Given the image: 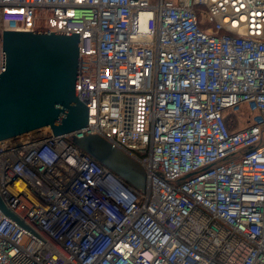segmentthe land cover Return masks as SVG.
<instances>
[{
	"label": "built area",
	"instance_id": "obj_1",
	"mask_svg": "<svg viewBox=\"0 0 264 264\" xmlns=\"http://www.w3.org/2000/svg\"><path fill=\"white\" fill-rule=\"evenodd\" d=\"M6 29L80 35L89 116L0 140V264H264V0H0V73Z\"/></svg>",
	"mask_w": 264,
	"mask_h": 264
},
{
	"label": "water",
	"instance_id": "obj_2",
	"mask_svg": "<svg viewBox=\"0 0 264 264\" xmlns=\"http://www.w3.org/2000/svg\"><path fill=\"white\" fill-rule=\"evenodd\" d=\"M80 35L77 32L10 30L3 33L0 73V140L51 129L75 133L88 123L79 97ZM73 141L137 190L145 191V168L99 134ZM3 212L23 222L0 195Z\"/></svg>",
	"mask_w": 264,
	"mask_h": 264
},
{
	"label": "rangeland",
	"instance_id": "obj_3",
	"mask_svg": "<svg viewBox=\"0 0 264 264\" xmlns=\"http://www.w3.org/2000/svg\"><path fill=\"white\" fill-rule=\"evenodd\" d=\"M258 110H256L254 113H252L251 109H249L247 106H243L241 110L237 112L238 117H240L243 121H252V117L259 116Z\"/></svg>",
	"mask_w": 264,
	"mask_h": 264
},
{
	"label": "trees",
	"instance_id": "obj_4",
	"mask_svg": "<svg viewBox=\"0 0 264 264\" xmlns=\"http://www.w3.org/2000/svg\"><path fill=\"white\" fill-rule=\"evenodd\" d=\"M227 121H228V124H229L230 127L234 126L233 121H232V119L230 117L227 119Z\"/></svg>",
	"mask_w": 264,
	"mask_h": 264
},
{
	"label": "bare ground",
	"instance_id": "obj_5",
	"mask_svg": "<svg viewBox=\"0 0 264 264\" xmlns=\"http://www.w3.org/2000/svg\"><path fill=\"white\" fill-rule=\"evenodd\" d=\"M142 23H143V25H144V23H145V18H142Z\"/></svg>",
	"mask_w": 264,
	"mask_h": 264
}]
</instances>
